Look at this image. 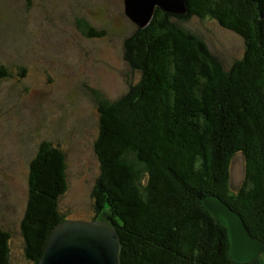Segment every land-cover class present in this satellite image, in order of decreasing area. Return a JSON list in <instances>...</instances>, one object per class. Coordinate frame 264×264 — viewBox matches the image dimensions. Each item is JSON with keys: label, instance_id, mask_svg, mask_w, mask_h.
Instances as JSON below:
<instances>
[{"label": "trees", "instance_id": "16d2710c", "mask_svg": "<svg viewBox=\"0 0 264 264\" xmlns=\"http://www.w3.org/2000/svg\"><path fill=\"white\" fill-rule=\"evenodd\" d=\"M181 1L185 17H211L241 36L242 55L225 69L175 20L183 15L155 8L142 29L136 97L99 110L100 174L88 220L115 227L120 264H248L232 260L226 226L201 201L216 195L264 243V0ZM6 75L0 64V77ZM235 155L243 157L244 175L232 189ZM66 169L65 152L51 141L43 140L29 161L20 231L31 264H38L54 225L67 218L58 205ZM9 239L0 225V264H18Z\"/></svg>", "mask_w": 264, "mask_h": 264}, {"label": "rangeland", "instance_id": "374dc122", "mask_svg": "<svg viewBox=\"0 0 264 264\" xmlns=\"http://www.w3.org/2000/svg\"><path fill=\"white\" fill-rule=\"evenodd\" d=\"M175 20L201 38L225 69L241 57V36L211 17ZM147 25L125 14L124 0H0V64L8 70L0 77V225L10 233V256L18 264H31L20 224L29 198V161L43 140L66 154L61 212L83 220L94 214L99 110L136 97ZM91 28L101 35H90ZM243 175V157L235 155L232 189ZM247 261L264 264V251Z\"/></svg>", "mask_w": 264, "mask_h": 264}, {"label": "water", "instance_id": "95a60500", "mask_svg": "<svg viewBox=\"0 0 264 264\" xmlns=\"http://www.w3.org/2000/svg\"><path fill=\"white\" fill-rule=\"evenodd\" d=\"M185 12L181 0H124L125 14L139 26L148 24L155 8ZM204 207L227 228L229 253L247 261L264 251V243L251 236L242 217L216 195L202 199ZM115 227L105 220L65 218L54 225L38 264H120Z\"/></svg>", "mask_w": 264, "mask_h": 264}]
</instances>
